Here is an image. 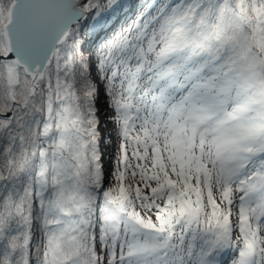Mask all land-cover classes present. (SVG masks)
<instances>
[{
  "label": "snow or ice",
  "instance_id": "obj_1",
  "mask_svg": "<svg viewBox=\"0 0 264 264\" xmlns=\"http://www.w3.org/2000/svg\"><path fill=\"white\" fill-rule=\"evenodd\" d=\"M0 264H264V0H0Z\"/></svg>",
  "mask_w": 264,
  "mask_h": 264
},
{
  "label": "rangeland",
  "instance_id": "obj_2",
  "mask_svg": "<svg viewBox=\"0 0 264 264\" xmlns=\"http://www.w3.org/2000/svg\"><path fill=\"white\" fill-rule=\"evenodd\" d=\"M93 77L95 78V70H93ZM105 100H106V98L104 96V91H103V88L101 86L100 87V96L96 102L97 107L100 109L99 116L101 119V132L106 136L109 133H111L112 137H113V141L115 142V134L112 133V124L109 123L106 128L104 127V121H105V115H106V113H105V107H106ZM113 147H114V144L112 146H109V145L105 144L103 141L101 142V150L104 153V167H105L106 173L109 169L108 156L112 153Z\"/></svg>",
  "mask_w": 264,
  "mask_h": 264
},
{
  "label": "trees",
  "instance_id": "obj_3",
  "mask_svg": "<svg viewBox=\"0 0 264 264\" xmlns=\"http://www.w3.org/2000/svg\"><path fill=\"white\" fill-rule=\"evenodd\" d=\"M125 11H127V9H125ZM123 19H124V14L118 11L117 13L112 15L110 18H108L106 23H102L100 25V28L108 29L110 27H115L117 24L121 23L123 21ZM100 28H98V31L100 30ZM100 34L102 36L104 33L101 32ZM108 186H109V184H108Z\"/></svg>",
  "mask_w": 264,
  "mask_h": 264
}]
</instances>
